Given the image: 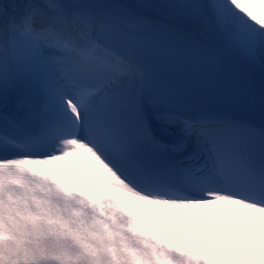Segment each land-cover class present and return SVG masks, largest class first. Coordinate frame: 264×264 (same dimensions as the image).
Masks as SVG:
<instances>
[{
  "label": "snow or ice",
  "instance_id": "6c2138e0",
  "mask_svg": "<svg viewBox=\"0 0 264 264\" xmlns=\"http://www.w3.org/2000/svg\"><path fill=\"white\" fill-rule=\"evenodd\" d=\"M0 264H264V0H0Z\"/></svg>",
  "mask_w": 264,
  "mask_h": 264
}]
</instances>
